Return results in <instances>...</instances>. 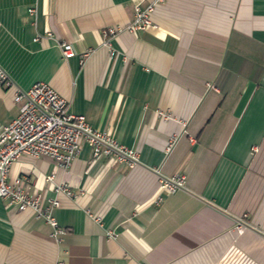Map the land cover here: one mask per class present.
<instances>
[{
    "label": "crops",
    "instance_id": "obj_1",
    "mask_svg": "<svg viewBox=\"0 0 264 264\" xmlns=\"http://www.w3.org/2000/svg\"><path fill=\"white\" fill-rule=\"evenodd\" d=\"M149 1L0 0V127L15 88L42 81L138 153L15 161L8 182L56 199L65 233L0 198V264H264V0H164L144 30L103 35Z\"/></svg>",
    "mask_w": 264,
    "mask_h": 264
},
{
    "label": "built area",
    "instance_id": "obj_2",
    "mask_svg": "<svg viewBox=\"0 0 264 264\" xmlns=\"http://www.w3.org/2000/svg\"><path fill=\"white\" fill-rule=\"evenodd\" d=\"M163 1L152 0L144 6L136 4L133 20L129 25L111 26L102 31L103 35L113 36L122 30H144L152 24L151 14L155 6ZM29 12L34 13V10L30 9ZM59 47L64 58L74 55L69 44L61 43ZM2 86H12V81L0 67V87ZM13 101L19 104L18 114L0 127V198L7 199L8 204L19 211L31 210L36 218H42L52 227L51 235L59 238L65 231L58 226L52 215V209L58 206V202L50 199L47 205H43L39 196H30L20 186V179L9 183L7 178L11 165L23 157H46L58 168L65 170L82 144L90 147L94 158L107 155L112 164L131 166L136 163L138 153L104 132L93 129L84 115L70 113L68 102L45 82H35L26 90L15 88ZM158 182L165 193H172L183 188L185 181L183 175H175L171 178L159 176ZM57 190L71 196L65 185H60ZM94 220L99 222L100 218L94 217ZM107 234L110 238L114 236L112 231Z\"/></svg>",
    "mask_w": 264,
    "mask_h": 264
}]
</instances>
